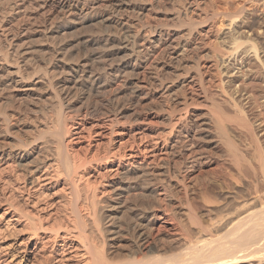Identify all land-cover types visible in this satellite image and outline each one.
Listing matches in <instances>:
<instances>
[{
  "label": "bare ground",
  "instance_id": "bare-ground-1",
  "mask_svg": "<svg viewBox=\"0 0 264 264\" xmlns=\"http://www.w3.org/2000/svg\"><path fill=\"white\" fill-rule=\"evenodd\" d=\"M203 3L0 0V99L5 92L48 96V107L57 111L49 119L42 101L48 98L40 100L42 108L37 99L39 108L25 109L15 137L11 116L0 119V180L9 195L19 191L22 201L0 216V264H19L23 257L30 264H264V154L250 142L246 152L257 163L244 166L247 156L231 137L234 132L257 142L254 125L225 94L221 61L232 55L221 50L215 25L205 23L215 13ZM166 5L174 19L188 22L185 30L157 20ZM66 24L98 27L82 41L86 52L75 62L56 42ZM36 37L47 41L42 51L32 45ZM251 50L262 59L263 45L251 43L246 53ZM167 75L180 79V91L166 82ZM125 91L132 105L149 99L164 105L168 126L158 132L122 128L133 107L120 100ZM209 92L211 117L197 102ZM91 94L107 100L98 106ZM95 136L98 149L108 140L105 148L91 158L80 156L73 143ZM220 139L236 165L220 179L234 187L226 184L211 195L199 181L215 163L210 147L221 146ZM91 167L99 178L88 173ZM108 171L117 179L112 190L99 192L117 194L116 203L107 202L111 215L99 214L104 200L96 186L114 178ZM59 179L68 197L57 200ZM174 190L184 192V204L170 195ZM196 192L199 203L192 200ZM85 195L90 209L82 207ZM134 195L152 200L128 204ZM65 204L74 218L64 213Z\"/></svg>",
  "mask_w": 264,
  "mask_h": 264
},
{
  "label": "rangeland",
  "instance_id": "rangeland-1",
  "mask_svg": "<svg viewBox=\"0 0 264 264\" xmlns=\"http://www.w3.org/2000/svg\"><path fill=\"white\" fill-rule=\"evenodd\" d=\"M203 9L208 12L215 13V15L212 16L205 23L215 25L217 31L216 38H217V42L220 45L221 50L223 52H227V53L229 52L232 55V57L229 60L221 61V69L224 71L223 78L225 80L224 83V87L226 90L225 94L228 95L229 99H231V101H233L236 104V107L238 106L237 109H241L243 115H245V117H247L250 120V122L254 125V129L257 133V142L245 138H240L238 135H236L237 133L235 134L234 132H232L231 137L234 143L239 147L240 152L243 155L247 156L248 162H244V166H249V164L253 165L256 164L257 162L246 152V147H247L246 145H248L250 142L256 143V145H258V147L264 154V63L262 61L264 59L263 56L264 52L261 53L262 59H260L255 56L254 51L251 50L248 52V54L246 53V51H248V49L251 47V43H255L258 46V48L261 47L262 45L264 46V0H204ZM173 12H174L173 7L171 5H166L165 7L161 8V10H159V13L157 15L158 17L157 20L175 29L185 30L188 27V22L185 20L174 19ZM65 26H67L66 30H64ZM65 26L60 27V31L58 32V37L56 38L57 39L56 42L60 44L62 47H64L66 51L69 52V59L71 60V62H75L77 60L82 59L86 52L82 41L85 39L88 33L97 30L98 27L96 28V26L93 25H89L85 27H81V26L75 27L72 26L71 24H66ZM235 37L241 43L237 42V40H235ZM36 39H32L33 41H31L33 42L32 45L34 46V48H36L38 51L39 50L42 51L43 49H45V46L42 44H44L47 41H45V39L42 37L40 38V40L38 37H36ZM242 61L244 62L243 64H241ZM234 65H235V70H232V68H234ZM230 70H232L231 73H234L235 76L232 75L229 77L228 71ZM166 82L172 85L174 91L181 90L182 86L180 79L176 78V76L167 75ZM198 91L200 92V90ZM201 94L204 93H199L198 96H201ZM93 95L95 97L92 96V94L89 96L90 101L98 106L100 104L101 105L104 104L107 100L106 98L107 96L105 95H103L105 96L104 98L101 95L98 96H96L95 94ZM130 95H131L130 91H125L124 93H122L120 99L124 103L129 104V107H131L132 105L131 104L132 102L131 103L128 102V99L131 98ZM45 97L46 96H44L43 98ZM43 98H41L40 100H42ZM47 98L48 96L46 97V99ZM37 99L38 98H36L35 96L34 97L23 96V95L13 96L8 92H5L1 96L0 119H2L5 116V114L11 116L9 130L13 137H15L17 134L18 135L20 134L19 133L20 131L18 130L17 126L20 120L22 119L23 116L22 113H24L25 109L39 108L40 103L38 104V102L41 101L38 99V102L36 103ZM51 100L52 99L49 98L48 100H42L44 104L45 102L48 103V105L46 103L45 107L43 106V108L44 109L47 108L44 113L48 115L49 119H53L57 115V111L54 108L48 107L50 105L49 103L51 102ZM213 100H214L213 94H211L210 92L207 93V97L205 99L204 98L197 99V102L201 106V111L206 113L209 117H211V114L213 113L214 110ZM43 103L41 102L40 105L41 108ZM36 105L38 106V108ZM77 106L78 105L74 107L76 108ZM132 106L134 108L132 107V109H129L127 113V117L124 118L126 122L122 126V128L124 127L126 129H131V128L136 129V128L148 127L147 130L149 131L158 132V131H162L164 127H166V125L168 126V119L165 116V111L164 109L163 110L161 109L164 108V105L162 107L161 104H157L156 102L150 101L149 99L142 101V103L136 102ZM232 112L234 113L233 110ZM87 118L88 120H91V118L93 117L91 115L88 116ZM216 138H220V137H216ZM82 139L83 138H80V140L78 141L76 140V143H73V145L75 144L74 145L75 150L80 154V156L83 157L85 155L89 157L90 156L93 157V155L96 154L98 150H103L105 148L106 143L108 141L106 140V138H104L103 141L105 140L104 141L105 144H103L102 147L98 149V146L96 145V141L98 139L97 136L92 137V139L88 138L90 141L87 138L86 139L84 138L83 140ZM114 139L117 140L116 137H114ZM218 143L221 146L218 145L216 147H210V151L212 150L213 152H215L216 155L215 163L211 167L206 169V171H204L205 176L201 177L202 179L199 181L200 184L201 183L207 184L211 195L221 194L224 191V188H222L221 186H226V184H228L230 187H234V184H232L231 180H227V182H222V180L220 179V177L225 172L234 171L236 165L234 163L232 155L229 152L227 143L225 144V141H223L222 139H220ZM108 168L115 169L117 168V164L113 166L108 165L107 169ZM87 171L88 173L95 174V176H97V171L95 172V170L92 167L89 168ZM100 171L105 172V168L100 167ZM107 173L113 174L114 172L108 171ZM6 174L7 173H5L4 175L6 176ZM99 177L100 176L98 175L96 178ZM113 177H114L113 179H110V177L106 179H102L104 185L101 184L96 185L98 188V192L103 189L112 190L111 187L115 182L114 180L117 179L116 175H114ZM93 178L95 177H92V179ZM2 180H0V216L1 214H3V212L6 210V208L10 203L19 204L21 201L20 192L15 190L16 196L15 194L13 195L14 192L10 193L9 195V192L7 191L10 188L8 187L6 191V186L4 188ZM59 180L60 181L58 184L55 185V190H54V191L59 190L57 191L58 192L57 200L60 199L61 196H64V198L68 197L67 194L68 190L66 189L67 187L63 186L64 180L61 179ZM2 187L4 190L2 189ZM62 189L63 191L66 189L65 191L67 193L66 192L64 193ZM99 193H100L99 196L100 195L102 196V193L101 192ZM171 194L173 197L177 198V200L181 201L183 204L184 202H186V195L184 194L183 191L181 192L174 190L173 193L172 192L170 193V195ZM108 195L101 197V201L103 200L104 201L103 203L100 204L99 207L100 209L98 208L100 211L99 214L102 213L105 215L112 214L111 208L107 207V202L109 203V205L112 202L116 203L117 194H115L114 192L112 193V191H110ZM85 197L86 195L84 196L83 201L81 203L83 204L82 207L85 209L86 208L90 209L91 206L89 204V200L86 199ZM148 198L149 197L144 198L143 196L142 199L141 195H138L137 198V196L135 197L134 195L133 197L131 196L128 199L129 200L128 204L131 205L135 203L140 204L142 200L145 201L146 199L148 203L149 201L152 200L151 199L152 197H150L149 200ZM192 200L195 201L196 203H199L201 201V197L199 193L196 192L194 196H192ZM166 201L167 200L165 199V202ZM186 204L187 203H185V205L183 206L185 209L187 208L186 211H188V205ZM65 205L68 206L66 207L70 211L67 212V208L65 207L63 208V210L66 209V211L64 210V213L66 212L67 214H69L74 218V215L71 213L70 204H65ZM24 206L25 205H23V207ZM127 212H129L128 214H130L131 211H127ZM72 217L70 218L73 219ZM186 217L187 216L183 215V218L186 219ZM0 223H1L0 225H3L2 222ZM10 237L11 239L13 238V236ZM125 239L126 240L122 242L123 245L125 243H128L127 241H129L127 238ZM21 256H22L21 253L16 254V258H18V260L22 258ZM27 262L28 260H26L25 257H23L19 264H30V262L28 263ZM11 264H15V263H11Z\"/></svg>",
  "mask_w": 264,
  "mask_h": 264
}]
</instances>
